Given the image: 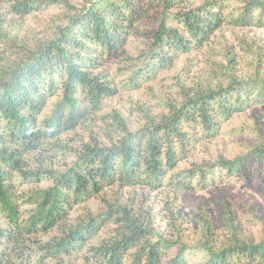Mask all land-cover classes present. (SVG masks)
Returning <instances> with one entry per match:
<instances>
[{"label":"trees","instance_id":"16d2710c","mask_svg":"<svg viewBox=\"0 0 264 264\" xmlns=\"http://www.w3.org/2000/svg\"><path fill=\"white\" fill-rule=\"evenodd\" d=\"M6 2L7 11L0 12V264L21 257L28 241L62 264L100 229L105 215L116 224L115 231L89 248L81 258L84 264H122L125 255L128 264H161L165 249L174 245L168 264H187L189 249L203 252L197 264H264V228L259 238L246 235L234 207L224 200L222 237L215 236L208 211L197 208L195 236L187 243L177 224L176 239L158 235L130 196L120 205L116 197L113 203L106 197L116 183L170 184L181 190L216 167L232 174L262 171L261 130L244 153L173 171L197 131L212 137L223 120L254 103L264 104L263 51L253 40L236 34L246 58L244 71L237 68L235 51L224 45L221 59L203 68V75L189 77V69L182 67L172 77L175 93L155 96L150 83L183 55L202 48L223 22L240 29L264 24V0H243L230 17L223 12L227 0ZM56 5L64 11L39 16L41 27L23 20ZM144 14L154 25L136 29ZM134 34L142 36L138 52L123 54L127 37ZM119 56L127 62L118 73L105 67L103 62ZM141 88L155 96L154 105L139 96L128 97L127 110L117 104L103 109L119 90ZM130 115L142 119L135 129L129 126ZM70 133L68 141L75 145L64 140ZM60 152L64 156L57 163L53 160ZM14 175L36 186L17 192ZM92 197H101L103 212L70 217L74 204ZM164 208L175 220L170 202ZM53 227L55 232L41 244L35 235Z\"/></svg>","mask_w":264,"mask_h":264},{"label":"rangeland","instance_id":"374dc122","mask_svg":"<svg viewBox=\"0 0 264 264\" xmlns=\"http://www.w3.org/2000/svg\"><path fill=\"white\" fill-rule=\"evenodd\" d=\"M242 2L243 0H227V7L223 11L224 15L230 17L231 14H235V9H238ZM6 11V0H0V12ZM63 11V8L59 5L50 6L36 11L34 14L30 13L25 15L23 20L30 26L41 27L42 24L40 23L39 16L47 18L52 13H62ZM36 14L38 17L35 16ZM139 21L140 23L136 29H139L140 25H154L152 19L147 18L146 14L142 15ZM236 34L241 40L243 39V35H246L248 40H253L255 44L261 47L264 65V24H254L240 29L239 27L233 28L232 24L223 22L221 27L204 42L202 48L194 49L191 53L183 55L172 70L160 73L156 80L150 83L155 96L159 91L162 94L167 92H170V94L175 93L173 85L174 79L172 77L184 66L189 69V77L203 75V68L208 67L210 69L213 65L209 63L221 59V56L218 54L222 51L221 49L224 45L229 46L233 52L235 51L234 53L238 60L237 68L238 70L244 71L246 58ZM141 38V34L128 36L123 47V54H136L138 52L137 47L141 45ZM126 62L119 56L117 61H109L108 59L107 62L103 63L105 67L110 65L109 67L118 73V66L122 67ZM139 96L153 105L156 101V99H153L155 96L149 94L148 88L137 89L133 92L121 89L114 98L106 100L103 109L106 110L112 105L117 104L127 110L126 101L130 97L135 99ZM263 112L264 104L254 103L244 111L237 112L230 118L223 120L220 128L212 137H202L201 132L197 131L195 136L197 139L191 141L184 153L182 152V158L173 171L194 167L195 165L205 164L206 162H213L219 156L229 158L244 153L255 143L257 138L256 131L261 130L264 132ZM141 121V118L139 119V117L130 115V128L135 129ZM71 136H73L71 133L66 135L64 140H67L69 144L75 145V142L68 141V138ZM176 149L179 151L178 147ZM63 156V152H60L53 161L59 163L62 161ZM69 159L70 156L68 155L67 160ZM213 171L211 174H208L207 178L199 181L194 177L191 185L181 190L175 189L170 184H163L159 187L152 188L138 185L120 186L116 183L113 187H109L106 190V197L111 203H113L114 197H116L120 205L125 203L128 196H130L135 202V207L142 208L144 214L148 215L152 227L158 235L169 240L176 239L174 227L177 224L178 229L181 231L182 239L187 243H191L195 236L193 229L196 225L197 208L208 211V215L213 221L212 227L215 231V236L222 237L223 223L220 200H224L234 207L245 234L259 238L264 228V161L260 173L257 171H245L241 174H232L221 167H216ZM14 176L12 183L19 193L23 191L26 193L30 187L33 188L36 186V183L24 181L18 175ZM45 184L46 182L42 183V185ZM116 189H119L117 193H115ZM113 194L115 196H112ZM166 202H170L174 210L175 220H171L167 216L164 208ZM26 208L27 205L23 204L22 209ZM104 209L105 204L101 200V197H92L78 204H74L70 209V217L75 218L93 211L103 212ZM115 212L116 210H112V213ZM101 220L102 225L100 229L94 235L87 236L81 244L80 249L75 252V256L65 257L63 261H60L62 264H84L81 258L89 255V248L98 245L100 241L113 235L116 224L112 221V218L109 215H105ZM56 228L53 227L48 233L40 234L39 232L35 237L42 244L44 240L49 239L50 234L54 233ZM152 239L156 238L153 236ZM23 245L25 247L21 252L22 256L12 259L5 264H55V261L50 259L51 257L48 255V252L37 249L36 244L28 241L23 243ZM175 250V245L165 249L161 264H168L167 262L174 255ZM202 256L203 252L200 250H187V264H197ZM123 259L122 264H128L129 256L125 255Z\"/></svg>","mask_w":264,"mask_h":264}]
</instances>
